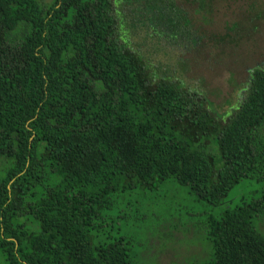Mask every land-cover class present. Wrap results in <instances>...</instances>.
I'll use <instances>...</instances> for the list:
<instances>
[{
    "label": "trees",
    "instance_id": "trees-1",
    "mask_svg": "<svg viewBox=\"0 0 264 264\" xmlns=\"http://www.w3.org/2000/svg\"><path fill=\"white\" fill-rule=\"evenodd\" d=\"M151 13L186 33L175 0H0V264H134L92 236L117 190L175 180L222 207L241 181L264 188V68L219 117L133 47ZM262 217L264 190L223 206L209 259L187 264H264Z\"/></svg>",
    "mask_w": 264,
    "mask_h": 264
},
{
    "label": "rangeland",
    "instance_id": "rangeland-1",
    "mask_svg": "<svg viewBox=\"0 0 264 264\" xmlns=\"http://www.w3.org/2000/svg\"><path fill=\"white\" fill-rule=\"evenodd\" d=\"M175 7L189 21L186 28L185 21L180 22L183 36L173 39L174 31L151 13L136 18L133 47L139 46L160 77L197 92L212 113L225 118L243 98L250 71L264 68V0H212L204 10L198 0H175ZM171 18L175 17L171 14ZM263 190L253 180L241 181L222 207L255 199ZM109 202L108 220L92 232L96 245L123 240L134 264L209 259L211 245L203 224L220 213L221 206L198 199L175 180L155 191L117 190ZM254 226L264 235V217Z\"/></svg>",
    "mask_w": 264,
    "mask_h": 264
}]
</instances>
